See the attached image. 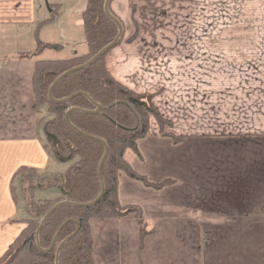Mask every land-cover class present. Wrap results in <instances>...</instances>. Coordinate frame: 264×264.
I'll return each mask as SVG.
<instances>
[{"label": "crops", "instance_id": "crops-1", "mask_svg": "<svg viewBox=\"0 0 264 264\" xmlns=\"http://www.w3.org/2000/svg\"><path fill=\"white\" fill-rule=\"evenodd\" d=\"M85 2L0 0V257L28 212L12 191L18 169L60 177L52 163L62 160L40 138L33 74L37 58L87 51ZM163 4L111 1L125 26L114 72L130 88L153 93L170 120L165 129L181 139L163 134L152 117L139 152H126L150 182L120 171L118 197L141 207L148 234L141 236L135 217L93 219L94 264H264V55L248 63L230 50V39L194 38L188 2ZM41 41L59 46L30 55Z\"/></svg>", "mask_w": 264, "mask_h": 264}, {"label": "trees", "instance_id": "trees-1", "mask_svg": "<svg viewBox=\"0 0 264 264\" xmlns=\"http://www.w3.org/2000/svg\"><path fill=\"white\" fill-rule=\"evenodd\" d=\"M105 3L106 0H86L82 9L86 52L61 58L36 59L33 74L36 101L39 110L45 108L48 111L41 123L46 139L44 141L41 135L40 138L49 155L67 160L69 166L63 178H56L46 186H59L61 193L55 199H37V185H29V215L21 218L25 226L0 257V264H57V249L61 243L59 264H94L93 219L135 216L140 223L141 236L148 234L141 207L122 204L119 200L118 173L125 171L132 177L150 182L132 167L126 152L128 149L139 152L138 140L148 134L152 117L157 118L163 134L173 133L165 129L170 120L160 112L154 94L136 91L115 75L112 51L123 40L125 26L112 11L111 2L109 9L123 26L117 44L90 65L62 78L53 88V96L57 100H51L49 95L51 85L61 74L92 59L119 35V25L107 14ZM50 6L54 9L55 4ZM48 20L40 23L37 32ZM39 43L36 51L30 55H39L45 46H59L43 41ZM73 94L76 95L68 100ZM98 105L102 106L100 111H96ZM70 108H73L70 119L78 130L66 120ZM173 136L176 140L181 139L179 135ZM105 144L109 152L101 176L99 167L106 151ZM23 169L38 170L23 166L15 175ZM168 181L154 184L159 187ZM12 189L17 198L14 178ZM103 189V195L96 203L90 206L76 204L94 201ZM61 202L64 203L41 226L43 217ZM56 235L55 247L49 249Z\"/></svg>", "mask_w": 264, "mask_h": 264}, {"label": "rangeland", "instance_id": "rangeland-1", "mask_svg": "<svg viewBox=\"0 0 264 264\" xmlns=\"http://www.w3.org/2000/svg\"><path fill=\"white\" fill-rule=\"evenodd\" d=\"M176 1L178 8H180L179 3L182 4L186 1L188 2V5L192 8V13H189L187 15V19L192 25V29H193L192 36L194 38L206 39L212 37L215 38L225 37L227 39H230L232 43V45L230 46V50L244 54L245 59L248 61V63L249 61L255 60L257 57L264 55V0H176ZM161 3H162V5L160 6L161 9L163 7H167L163 4V0H161ZM225 6H228L230 8V12L224 10ZM51 8L49 7L48 9L51 10ZM83 8H84V4L81 7V11ZM181 8H185V7L182 6ZM167 9L168 8H166V10ZM55 13L56 12L54 10V14ZM52 19L53 17L50 18L47 22L43 23V25L52 21ZM167 20L168 19H164V21ZM77 37L80 40H83L80 34H77ZM85 47H87V45H85ZM66 50L70 51V46L69 47L67 46ZM112 57L114 60L115 56L113 51H112ZM114 71H115V65H114ZM47 115H48V111L45 108H40L39 130H40V135L43 137L44 141L46 138H45V134L42 132L41 123ZM46 151L48 152V150ZM52 166L54 168V173H57L58 176L63 178L64 171L67 170L69 166V162L67 160L66 161L62 160L61 162L57 161L55 164L52 163ZM60 177L54 178L53 175L45 176L39 170H29V169L20 170L14 176V188L17 197L20 200V204L23 207L29 208L30 192L28 190V187L31 183L37 185V190L35 192L37 199L57 198L61 193L59 186L52 187L48 192L47 190L42 189L41 185L47 186L50 182H54L56 181V178H60ZM46 193L48 196L46 195ZM22 214H26V213L23 212ZM28 215L29 213L27 212L26 216ZM128 217H135V216H128ZM93 242H94V238H93ZM93 258H94V246H93Z\"/></svg>", "mask_w": 264, "mask_h": 264}, {"label": "water", "instance_id": "water-1", "mask_svg": "<svg viewBox=\"0 0 264 264\" xmlns=\"http://www.w3.org/2000/svg\"><path fill=\"white\" fill-rule=\"evenodd\" d=\"M111 1H112V0H106V3H105V10H106L107 14H108L110 17H112V18L118 23L119 28H120L119 35L114 39V41H113L112 43H110L109 45H107L106 47H104L102 50H100V51H99V52H98V53H97L92 59H90L89 61H87V62L84 63V64H81V65H79V66H76V67H74V68H71V69L65 71L63 74H61V75L55 80V82L51 85V87H50L49 95H50L51 100H57V99L54 98V96H53V88H54V86H55V85H56V84H57L62 78H64L65 76H67L68 74H70V73L73 72V71H76V70L82 69V68H84V67L90 65V64L93 63L96 59H98L102 54H104L107 50L113 48V47L117 44V42H118L120 36L122 35V32H123V26H122L121 21H120L118 18H116V17L112 14V12L110 11V9H109V4H110ZM76 94H77V93H76ZM76 94H73L72 96H70V97L68 98V100H69L71 97H73L74 95H76ZM101 108H102V106H101V105H98V109H97L96 111H100ZM72 109H73V108L68 109V111H67V113H66V120H67V122L69 123V125H71L74 129L78 130V128L72 123V121H71V119H70V112H71ZM105 146H106V151H105V154H104V156H103V158H102V160H101L100 167H99V171H100V175H101V176H102V171H103V165H104V162H105V160H106V158H107V155H108V152H109V148H108L107 144H105ZM103 192H104V189L102 190V192L100 193V195L97 197V199H95V200L92 201V202H89V203H76V204L90 206V205L96 203V202L102 197ZM63 203H64V202H61V203H59V204H57V205H54V206L52 207V209H51L50 211H48V213H47V214L43 217V219H42L41 226L44 224V222H45V220L47 219V217H48V216H49V215H50V214H51V213H52V212H53V211H54V210H55L60 204H63ZM75 221H76V220H75ZM76 222H77V221H76ZM61 227H62V226H61ZM61 227L59 228L58 233H59ZM58 233H57V235H58ZM57 235H56L55 239L53 240V242H52V244H51V246H50L49 249H53V248L55 247ZM62 245H63V243H61V244L59 245L58 249H57V264H59V263H58V261H59V252H60V250H61ZM49 249H48V250H49Z\"/></svg>", "mask_w": 264, "mask_h": 264}]
</instances>
